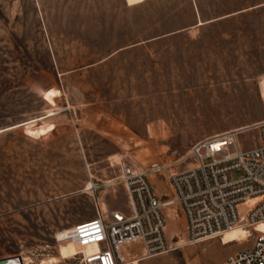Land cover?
Wrapping results in <instances>:
<instances>
[{"label":"rangeland","instance_id":"1","mask_svg":"<svg viewBox=\"0 0 264 264\" xmlns=\"http://www.w3.org/2000/svg\"><path fill=\"white\" fill-rule=\"evenodd\" d=\"M262 1L0 0V258L79 264L82 247L58 235L99 202L134 213L124 163H168L150 177L167 199L195 140L226 131L255 144L245 128L264 117ZM164 210L168 244L140 264H224L252 243L194 240L180 203ZM123 251L127 264L147 255L142 240Z\"/></svg>","mask_w":264,"mask_h":264},{"label":"built area","instance_id":"2","mask_svg":"<svg viewBox=\"0 0 264 264\" xmlns=\"http://www.w3.org/2000/svg\"><path fill=\"white\" fill-rule=\"evenodd\" d=\"M250 127L258 130L259 137L249 147L228 141L226 131L195 140L190 148L194 165L169 173L173 198L158 195L150 178L163 173L168 163H124L121 179L132 197L134 213L104 210L99 202L95 217L73 224L58 240H72L82 247L97 245L92 251L78 253L79 264H127L126 243L142 240L148 251L167 246L164 207L178 201L193 238L221 236L234 226L250 232L252 243L229 254L224 264H264V230L256 227L264 220V117ZM232 142L235 150L230 149ZM206 158L211 160L206 162ZM235 171L240 174L234 177Z\"/></svg>","mask_w":264,"mask_h":264},{"label":"bare ground","instance_id":"3","mask_svg":"<svg viewBox=\"0 0 264 264\" xmlns=\"http://www.w3.org/2000/svg\"><path fill=\"white\" fill-rule=\"evenodd\" d=\"M249 128H251V127L249 126V127L245 128V129H249ZM241 130H244V129H241ZM227 138H228V141H229V137L228 136H227ZM116 157L118 158V156H116ZM91 183H92V181H90V183H89V186L90 187H91V185H90ZM132 201L133 200H131V203H132ZM85 221H87V220H85ZM85 221H83V222H85ZM80 223H82V222H80ZM261 223H264V220L259 221L257 224H261ZM249 235H250V232H248V230L245 229L244 227H242V226H234L232 228H229V229L225 230L221 234L220 239L222 240L223 243H230V242H233V241H239V240L246 239V238H248ZM206 238L207 237H203V238H193V239L194 240H203V239H206ZM129 243H131V242H129ZM126 244H128V243H126ZM90 245H94V246L97 247V245H95V244H89V245H86L84 247H82V246L81 247L83 249V248H85L87 246H90ZM163 251L164 250L148 251L146 249V252L145 253H147V255L145 257L133 258L131 262L134 263V264H140V262H141L142 259L147 258V257H150V256H154V255H157V254H160ZM22 259H23V257H22ZM31 262H33V260L31 258L24 257V264H31Z\"/></svg>","mask_w":264,"mask_h":264},{"label":"water","instance_id":"4","mask_svg":"<svg viewBox=\"0 0 264 264\" xmlns=\"http://www.w3.org/2000/svg\"><path fill=\"white\" fill-rule=\"evenodd\" d=\"M21 254H14L11 256L1 257L0 264H24Z\"/></svg>","mask_w":264,"mask_h":264},{"label":"crops","instance_id":"5","mask_svg":"<svg viewBox=\"0 0 264 264\" xmlns=\"http://www.w3.org/2000/svg\"><path fill=\"white\" fill-rule=\"evenodd\" d=\"M258 5H264V1L260 2ZM258 5H256V6H258Z\"/></svg>","mask_w":264,"mask_h":264}]
</instances>
